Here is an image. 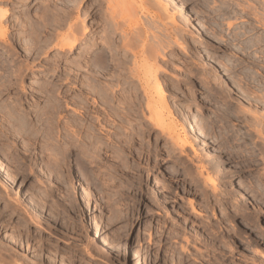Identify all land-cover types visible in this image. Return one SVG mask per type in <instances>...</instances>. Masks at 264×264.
Instances as JSON below:
<instances>
[{"label": "rangeland", "instance_id": "374dc122", "mask_svg": "<svg viewBox=\"0 0 264 264\" xmlns=\"http://www.w3.org/2000/svg\"><path fill=\"white\" fill-rule=\"evenodd\" d=\"M0 15V264H264V0H0ZM150 67L190 144L154 125Z\"/></svg>", "mask_w": 264, "mask_h": 264}, {"label": "bare ground", "instance_id": "6f19581e", "mask_svg": "<svg viewBox=\"0 0 264 264\" xmlns=\"http://www.w3.org/2000/svg\"><path fill=\"white\" fill-rule=\"evenodd\" d=\"M5 12H7V11H5ZM2 15V14H1ZM0 15V16H1ZM2 17V16H1ZM171 17V16H170ZM171 20H172V24H175V22H174V19L171 17ZM1 23V22H0ZM117 23H115V25H116ZM119 24V23H118ZM115 25H114V28H115ZM120 26V25H119ZM119 26H117V27H119ZM175 26V25H174ZM178 26V25H177ZM3 27H5V26H3ZM112 28V27H111ZM3 29V28H2ZM115 29H117V28H115ZM114 31V30H113ZM112 31V32H113ZM164 32L166 33V35H168V36H170L171 35V33H170V31H169V29L166 27L165 28V30H164ZM163 32V33H164ZM2 33V32H1ZM135 33H137V32H135ZM140 33V32H139ZM5 34V33H4ZM146 34V33H145ZM3 35V34H2ZM1 35V36H2ZM133 35V34H132ZM138 35V34H137ZM137 35H135V36H137ZM142 36L144 35V34H141ZM0 36V37H1ZM135 36H132V37H135ZM154 36H156V35H154ZM153 36V37H154ZM3 37V36H2ZM112 37V36H111ZM121 37V36H120ZM119 37V38H120ZM124 38H126V39H129V38H127L128 36H123ZM122 37V38H123ZM166 37V36H165ZM123 38V39H124ZM136 38V40H134V39H132V40H134V41H138L139 39L140 40H142V37L140 36V34L137 36V37H135ZM158 38V37H157ZM155 39V40H157L156 42H158V44H160L161 42L160 41H158V39ZM167 38V37H166ZM169 38V37H168ZM167 38V39H168ZM5 39V38H4ZM113 39V38H112ZM126 39H124V40H121V38H120V40L123 42V41H125L126 42V44L123 42H119L120 44H125V45H131V44H134L132 41V43L130 42L129 43V41L128 40H126ZM144 39V38H143ZM78 40H80V38L79 37H77L76 36V38H73V39H71V40H68V41H59V43L57 44L56 43V46H57V48L60 50V51H63V50H65V49H71L72 50V48L78 43ZM117 40V39H116ZM130 40V39H129ZM154 40V39H153ZM160 40V39H159ZM1 41V40H0ZM6 41V40H5ZM85 41H87L86 39H84V42ZM117 41H119V40H117ZM169 41V40H168ZM2 42H3V40H2ZM7 42V41H6ZM155 42V41H154ZM155 42V44H157ZM160 42V43H159ZM163 43L164 42H167V40L166 41H162ZM88 43V42H87ZM114 43H115V41H114ZM113 43V44H114ZM118 43V42H117ZM116 43V44H117ZM112 44V45H113ZM116 44H114L115 46H116ZM137 44H138V42H137ZM140 44V43H139ZM166 44V43H165ZM167 44H169V42H167ZM113 45V46H114ZM124 45V46H125ZM127 45V46H128ZM142 45V44H141ZM162 45V44H161ZM164 45V44H163ZM119 46V45H118ZM123 46V47H124ZM126 46V47H127ZM138 46V45H137ZM148 46V45H147ZM155 45H153V47H154ZM159 46V45H158ZM157 46V47H158ZM166 46V45H165ZM148 47H151V49H154L153 47H152V45L151 46H148ZM148 47H146V45H145V48H148ZM167 47V46H166ZM120 48H121V46H120ZM128 48H130V47H128ZM161 48H162V46H161ZM114 49H116V48H114ZM122 49V48H121ZM126 49V48H125ZM149 49V48H148ZM123 50H124V48H123ZM122 50V51H123ZM131 50V49H130ZM130 50H128V51H130ZM205 50V49H204ZM207 50H210V49H207ZM127 51V50H126ZM132 51V50H131ZM152 51V50H151ZM151 51H148V54H151L152 55V52ZM154 51H155V49H154ZM153 51V52H154ZM119 53H121L120 51H118ZM146 52V51H145ZM144 52V46H143V48L141 49V52H140V54H136L135 52H132L133 53V55H134V59H135V62L136 61H138V59L141 57L142 59H144L145 58V56H144V54L143 53H145ZM206 52V51H205ZM209 52V51H208ZM117 53V52H116ZM131 53V52H130ZM129 53V54H130ZM147 53V52H146ZM156 53H158V52H156ZM211 53V52H210ZM126 54V53H125ZM127 54H128V52H127ZM154 54V53H153ZM150 55V56H151ZM102 56H103V54H102ZM106 56V55H105ZM113 56V55H112ZM99 57V56H98ZM104 57V56H103ZM102 57V59H100L99 61H98V64H100L102 67H105L106 66V57H104L103 58ZM121 57V56H120ZM139 57V58H138ZM108 58V57H107ZM140 58V59H141ZM98 59V58H97ZM122 59V58H121ZM120 59V60H121ZM112 60H113V57H112ZM128 60V59H127ZM114 61V60H113ZM126 60H124V62H125ZM110 62V61H109ZM208 64H209V66L210 67H212L213 68V70H216L217 68H218V66H217V64L213 61V60H211V59H208ZM118 63V62H117ZM126 63V62H125ZM115 64V63H114ZM122 65V64H121ZM121 65H119L118 64V66H121ZM124 66V65H123ZM123 66H121V67H123ZM117 67V66H116ZM126 67V66H125ZM115 68V67H114ZM131 68V67H130ZM130 68H126L125 70H130ZM135 68V67H134ZM151 68V67H150ZM118 69V68H117ZM123 69V68H122ZM113 70H115V69H113L112 68V73H113ZM124 70V72L126 73V71ZM132 71V72H131ZM135 71V70H134ZM141 71V70H140ZM143 71V70H142ZM155 71L156 70H154L153 68H151V70H146V71H143V72H141L142 74H140V73H138V75L137 74H135V75H137V78H138V80H139V82L141 83V85H142V90H143V95H145L146 97L145 98H147V100L148 101H152V103L150 104L149 102H147V105L145 104V107L147 106V108L150 110V112H152V114H153V118H152V121L154 122V125L156 126V127H160V128H164V130L170 135V137L171 138H173V140L175 141V142H177V143H179V145L181 144V145H186V144H190V140H189V136H188V132L189 133H192V134H195V135H198L199 134V131H198V129H197V127H196V125L194 124V122H193V120H192V118H191V116H190V114L188 113V111H184L183 112V116H182V120H183V123H184V126H183V128L180 130L179 128H176V126H174V124H163V116H161L160 115V111H162V110H160V108H165L166 110H167V105H166V103H165V100H166V98H165V96H166V93H165V91L163 90V88H162V84H161V82L159 81V80H157V78H156V74H155ZM109 73V72H108ZM117 73V72H116ZM119 73H121V71L119 72ZM118 73V74H119ZM129 73H133V69L132 70H130V72ZM134 74V73H133ZM120 75V74H119ZM123 75V74H122ZM125 75H128L129 76V74L127 73V74H125ZM116 76H118V75H116ZM115 76V77H116ZM130 76H131V74H130ZM148 76L149 77H151L152 79H150V78H148ZM4 77H5V75H4ZM131 77H133V76H131ZM130 77V78H131ZM112 78H113V76H112ZM117 78V77H116ZM129 78V79H130ZM137 78H135V79H137ZM106 79V78H105ZM116 80V79H115ZM124 80H125V78H124ZM131 80V79H130ZM138 80H135V83H137L138 82ZM134 81V80H133ZM117 82V81H116ZM128 82V81H127ZM131 82V81H130ZM1 84H0V90H3V89H5V88H7V87H10L11 85H10V83H11V80H3L2 82H0ZM132 83V82H131ZM135 83H134V85H135ZM132 85V84H131ZM95 90H96V88H95ZM155 94H158V96H160L159 98V100L158 99H156L155 100V97H157ZM163 99H162V98ZM103 98H104V96H103ZM142 100V99H141ZM93 101V100H92ZM137 102H140V100L139 101H137ZM94 103V102H93ZM146 103V102H145ZM140 104V103H139ZM139 104H135V105H137V107H139L140 105ZM92 106L94 105V104H91ZM139 105V106H138ZM55 106V105H54ZM89 106V105H88ZM53 108V107H52ZM92 109V108H91ZM93 110V109H92ZM149 112V111H148ZM149 112V113H150ZM162 113V112H161ZM52 114V113H51ZM161 116H159V115ZM163 114V113H162ZM167 115V117H171L172 115H171V111L170 110H167V113H166ZM52 115H54V114H52ZM155 116V117H154ZM15 120V119H14ZM165 120V119H164ZM13 121V120H12ZM22 121H24V119L22 120ZM26 121V120H25ZM18 122V121H17ZM16 122V123H17ZM12 123V122H11ZM15 123V122H14ZM14 123H13V125H14ZM19 123H21V120H20V122ZM25 123V122H24ZM27 123V122H26ZM170 123V122H169ZM12 125V124H11ZM12 125V126H13ZM21 125V124H20ZM22 125H23V123H22ZM22 125L21 126H17V125H15V127L16 128H14V126L12 127V128H14L13 130H14V133H16L17 135H20L21 137H24V134L25 135H28V134H26L25 132H26V130L24 129L25 127L23 126L22 127ZM24 125H26V124H24ZM27 126H28V124H27ZM29 127V126H28ZM24 130H23V129ZM181 128V127H180ZM29 129V128H28ZM27 129V130H28ZM27 133H29V132H27ZM53 159H54V157H53ZM55 160V159H54ZM6 175V174H5ZM4 175V176H5ZM8 176V175H7ZM6 176V177H7ZM207 180H211L210 179V177H208L207 176V178H206ZM27 204H28V200H27ZM30 206L31 207H33L34 209H36V206H35V204H33L31 201H30ZM29 206V207H30ZM37 211H38V209H37ZM41 211V210H40ZM39 212V211H38ZM42 212V211H41ZM41 216H42V213H41ZM44 217H45V215H43ZM37 232H39V230L37 231ZM36 232V233H37ZM41 232V231H40Z\"/></svg>", "mask_w": 264, "mask_h": 264}]
</instances>
